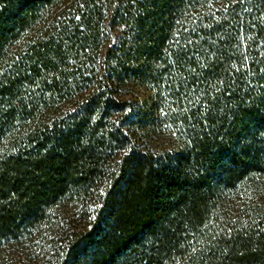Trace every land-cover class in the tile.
Listing matches in <instances>:
<instances>
[{"label":"trees","instance_id":"obj_1","mask_svg":"<svg viewBox=\"0 0 264 264\" xmlns=\"http://www.w3.org/2000/svg\"><path fill=\"white\" fill-rule=\"evenodd\" d=\"M0 264H264V0H0Z\"/></svg>","mask_w":264,"mask_h":264},{"label":"rangeland","instance_id":"obj_2","mask_svg":"<svg viewBox=\"0 0 264 264\" xmlns=\"http://www.w3.org/2000/svg\"><path fill=\"white\" fill-rule=\"evenodd\" d=\"M78 217V216H77ZM60 218H66L67 221L62 224L61 226H63L62 228H66L69 226H74L78 221L75 220V218H73L71 215H69L68 212H61L60 214ZM60 227L56 226V230L53 232V230H50L49 228L45 229V231L42 232V234H44L43 236H39L38 239L34 242L33 244V248L34 249H38V253L40 255V257H42V253L43 250H45V248H51L54 244H55V235L54 233H56V231H59ZM41 234V235H42ZM15 248H11L9 249V251L7 253H13L14 255H17L19 252L15 251Z\"/></svg>","mask_w":264,"mask_h":264}]
</instances>
